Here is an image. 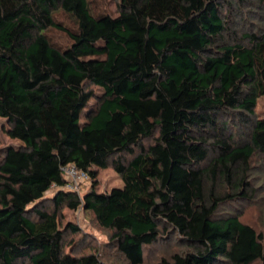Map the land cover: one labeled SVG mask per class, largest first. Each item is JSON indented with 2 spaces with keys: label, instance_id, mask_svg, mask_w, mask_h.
I'll return each mask as SVG.
<instances>
[{
  "label": "trees",
  "instance_id": "16d2710c",
  "mask_svg": "<svg viewBox=\"0 0 264 264\" xmlns=\"http://www.w3.org/2000/svg\"><path fill=\"white\" fill-rule=\"evenodd\" d=\"M226 1L119 0L112 15L92 0H0V116L22 142L0 162V264H110L64 250L61 207L81 205L130 264H143L163 224L190 250L160 264L264 262L262 234L218 214L248 197L249 162L264 157V117L254 118L264 31L224 40ZM58 10L77 26L57 22ZM51 27L71 45L53 42ZM232 125L245 126L243 140ZM69 164L92 179L82 197L67 187ZM110 166L123 186L99 192L98 169ZM52 186L48 211L39 205Z\"/></svg>",
  "mask_w": 264,
  "mask_h": 264
},
{
  "label": "rangeland",
  "instance_id": "374dc122",
  "mask_svg": "<svg viewBox=\"0 0 264 264\" xmlns=\"http://www.w3.org/2000/svg\"><path fill=\"white\" fill-rule=\"evenodd\" d=\"M119 0H92L91 7L94 13L118 14ZM221 15L226 19L227 29L223 33V39L228 43H246L244 38L246 33H261L264 31V0H246L244 2L228 0L223 3L220 10ZM55 19L60 24L68 28H75L77 22L74 17L58 10ZM51 40L61 47H68L72 43L69 34L57 27H51L47 30ZM89 88H96L92 84H87ZM264 117V95L258 98L255 108L254 118ZM9 122L5 117L0 116V162L5 150L8 147H20L22 142L8 135ZM245 126L232 125L230 131L235 135L236 140H243L245 137ZM153 138L142 141L144 146L153 143ZM212 155V152H210ZM121 156L129 159L128 154L122 153ZM207 165V161L201 164ZM246 179L249 182V194L247 198H235L219 207L218 214H227L229 212L239 215L240 220L255 227L258 233L262 234L264 239V157L256 153L249 162V169ZM123 186V180L120 175L113 169H98V185L96 190L99 192H109L114 187ZM81 197L91 189L92 179L80 182L72 187ZM56 187L52 186L46 193L44 200L39 207L44 210L52 211L54 209L53 196ZM36 217L35 214H31ZM60 228L64 230V250L74 252L77 255L98 253L101 258L110 264H130L125 256L117 249L111 236L113 231L102 227L94 213L86 210L82 205L77 209L68 206H62L59 215ZM73 224L77 230L69 228ZM190 250L187 242L183 241L176 229L167 224L162 225L160 237L151 245L144 247L143 264H160L163 259H171L175 253H183ZM252 264H264L258 260Z\"/></svg>",
  "mask_w": 264,
  "mask_h": 264
},
{
  "label": "built area",
  "instance_id": "2783aa9c",
  "mask_svg": "<svg viewBox=\"0 0 264 264\" xmlns=\"http://www.w3.org/2000/svg\"><path fill=\"white\" fill-rule=\"evenodd\" d=\"M62 170L68 180L67 185H71L72 187L90 179L88 172L79 169L75 164L63 166Z\"/></svg>",
  "mask_w": 264,
  "mask_h": 264
}]
</instances>
